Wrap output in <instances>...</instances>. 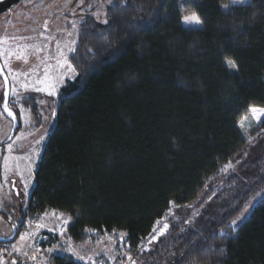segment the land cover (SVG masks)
<instances>
[{
	"label": "trees",
	"instance_id": "trees-1",
	"mask_svg": "<svg viewBox=\"0 0 264 264\" xmlns=\"http://www.w3.org/2000/svg\"><path fill=\"white\" fill-rule=\"evenodd\" d=\"M188 12L202 25L185 26ZM106 20L79 24L17 235L54 209L74 242L124 231L136 264H264V196L231 226L264 192V120L251 138L239 126L264 108V0H113Z\"/></svg>",
	"mask_w": 264,
	"mask_h": 264
},
{
	"label": "rangeland",
	"instance_id": "rangeland-1",
	"mask_svg": "<svg viewBox=\"0 0 264 264\" xmlns=\"http://www.w3.org/2000/svg\"><path fill=\"white\" fill-rule=\"evenodd\" d=\"M180 1L185 2V0ZM112 2L113 0H23L9 12L0 15V57L10 80V105L17 110L20 121L14 138L7 141L13 122L3 112L4 83L0 77V236L2 237H8L13 233L14 226L19 223L21 212H25L27 208L35 184L36 164L56 123L58 94L75 75L69 56L77 40L79 24L87 16H94L100 22H104L106 9ZM193 14L198 16L195 12H188L185 16ZM184 25L199 27L202 23L200 20L199 24L193 22ZM53 92L55 94H50ZM13 95L22 98L19 99V103L12 100ZM29 97H33V101L39 106V118H36L32 111ZM252 108L264 109L260 106ZM257 116L259 119L256 118ZM263 120L264 114H254L250 110L239 123L243 135L251 138L259 130ZM9 143L13 146L11 151L8 149ZM263 196L264 192L252 200L248 206L249 210L242 219L238 220L235 229ZM169 210L173 212L172 207ZM170 216L162 218L156 227L159 228L161 224L167 223ZM27 217L28 214L26 226H28ZM70 219V216L63 212L49 209L44 213L42 221L45 226L40 230L52 228L60 231L61 225H67ZM160 229H156L157 232ZM66 235L65 232L57 236L47 248L39 251L32 245L34 237L31 238L26 234V230H21L15 239L0 244V264H13L16 258L20 260L15 264H23L21 262L26 258H29V264H50L51 254L65 253L79 262L92 257L98 264L137 263V256L127 248L124 231L101 234L97 239H86L83 242H74ZM167 264H171L170 259Z\"/></svg>",
	"mask_w": 264,
	"mask_h": 264
},
{
	"label": "built area",
	"instance_id": "built-area-1",
	"mask_svg": "<svg viewBox=\"0 0 264 264\" xmlns=\"http://www.w3.org/2000/svg\"><path fill=\"white\" fill-rule=\"evenodd\" d=\"M43 217H44V213H36V214H28L27 217V224H28V228L26 229V234H28L31 238L34 237V239L32 240V245L35 246V248H37L39 251H42L43 249L47 248V246L51 243V241H54V239L65 233L66 232V225L62 224L60 231H57L55 229H47V230H40L41 228H43L45 226V224L43 223ZM161 220V219H160ZM159 220V221H160ZM157 225V224H156ZM159 228H163V224H161V226ZM158 227H156V229H159ZM155 232H152L149 237L148 240L144 241L140 248L144 249L148 246V242L149 240H151V237L154 235ZM107 234V233H105ZM28 255V254H27ZM26 255V256H27ZM20 259L16 258L15 262L17 263ZM29 258H26L25 260H23V264H29ZM83 264H90L89 260H83L82 262ZM98 264V263H95ZM103 264V263H101Z\"/></svg>",
	"mask_w": 264,
	"mask_h": 264
},
{
	"label": "snow or ice",
	"instance_id": "snow-or-ice-1",
	"mask_svg": "<svg viewBox=\"0 0 264 264\" xmlns=\"http://www.w3.org/2000/svg\"><path fill=\"white\" fill-rule=\"evenodd\" d=\"M248 3H249V0H232V4H233V5H237V6H246ZM223 7L228 8L229 6H228V5H224ZM183 20H184V23H185V24H192L193 22H195V23H197V24L200 23L199 17L196 16L195 14H193L192 16H184V17H183ZM104 23H107V20H105ZM226 63H227V65H229L233 70L236 69V65H235V62H234V61H228V62H226ZM73 71H75V70L73 69ZM5 79H7V77H5ZM24 87L26 88L27 85H25ZM12 91L14 92L15 90L13 89ZM50 94H55V93L53 92V93H50ZM19 99H22V98H18L17 95H13V96H12V100H13L14 102L19 103ZM3 100H4L3 108L7 111V114H8L10 117H12L13 119H15V115H16V114H15V112H13V110L9 107L8 93H5V94H4V96H3ZM250 110H251L254 114H255V113H262V114H264V109L252 108V109H250ZM256 118L259 119L258 116H257ZM12 147H13L12 144L9 143V144H8V149H9V151L12 150ZM225 167H227V165H225ZM172 203H174V202H170V204H172ZM188 207H191V205H188ZM248 210H249V209H248V207L246 206V207L244 208L243 212H241V215H240L239 217H237L236 220L231 221V226H232L233 228L237 225L238 220H239V219H242L243 216L247 213ZM170 215H172V213H171V211L169 210L168 212L165 213V216H164L163 218H167V216H170ZM159 223H160V221L158 220V221H157V224H159ZM168 227H169V225H168L167 223H164V224H163V228H161V229L159 230V232H157L156 228L154 227L153 232H157V234H156V235H153V236L151 237V239L154 240V239H157V237H158L159 235H163L164 232L168 229ZM22 238H23V237H22ZM121 239H123V234H121ZM150 242H151V240L149 241V243H150ZM78 259H84V257H78ZM88 260L90 261V264H95V262H94V260L92 259V257H88ZM13 264H15V262H13Z\"/></svg>",
	"mask_w": 264,
	"mask_h": 264
},
{
	"label": "water",
	"instance_id": "water-1",
	"mask_svg": "<svg viewBox=\"0 0 264 264\" xmlns=\"http://www.w3.org/2000/svg\"><path fill=\"white\" fill-rule=\"evenodd\" d=\"M21 1H23V0H0V14L8 11L10 8L14 7L15 5H17ZM0 75L4 81V86H5L4 94L8 93L9 107L11 108V105H10V93H11L10 80H9V76H8V74H7V72H6L1 61H0ZM5 77H7V79H5ZM3 103H4V101H3ZM2 108H3V104H2ZM3 112L13 122L11 134L7 139V141H10L14 138L16 131L18 130V128L20 126V123H19V119H18L17 115H15V119H13L12 117H10L7 114V111L4 108H3ZM13 112H15V111L13 110ZM16 235H17V229L14 227V231L10 236H8V237L0 236V242L11 241L16 237Z\"/></svg>",
	"mask_w": 264,
	"mask_h": 264
},
{
	"label": "flooded vegetation",
	"instance_id": "flooded-vegetation-1",
	"mask_svg": "<svg viewBox=\"0 0 264 264\" xmlns=\"http://www.w3.org/2000/svg\"><path fill=\"white\" fill-rule=\"evenodd\" d=\"M22 2V1H21ZM19 4V3H18ZM17 4V5H18ZM17 5H15L14 7H12V8H15ZM12 8H10V9H12ZM9 9V10H10ZM9 10L8 11H6V12H4V13H7V12H9ZM4 13H2V14H4ZM2 14H0V15H2ZM0 61H1V57H0ZM2 62V61H1ZM0 77H1V75H0ZM1 79H2V77H1ZM3 80V79H2ZM3 83H4V81H3ZM4 89H5V86H4ZM3 96H4V94H3ZM10 97H11V93H10ZM4 101V100H3Z\"/></svg>",
	"mask_w": 264,
	"mask_h": 264
},
{
	"label": "crops",
	"instance_id": "crops-1",
	"mask_svg": "<svg viewBox=\"0 0 264 264\" xmlns=\"http://www.w3.org/2000/svg\"><path fill=\"white\" fill-rule=\"evenodd\" d=\"M254 107V106H253Z\"/></svg>",
	"mask_w": 264,
	"mask_h": 264
}]
</instances>
